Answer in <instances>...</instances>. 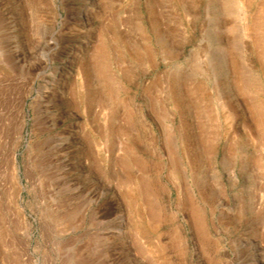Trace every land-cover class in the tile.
I'll use <instances>...</instances> for the list:
<instances>
[{
    "label": "rangeland",
    "instance_id": "rangeland-1",
    "mask_svg": "<svg viewBox=\"0 0 264 264\" xmlns=\"http://www.w3.org/2000/svg\"><path fill=\"white\" fill-rule=\"evenodd\" d=\"M240 2L99 0L85 26L0 0V264L264 251V0Z\"/></svg>",
    "mask_w": 264,
    "mask_h": 264
},
{
    "label": "bare ground",
    "instance_id": "bare-ground-1",
    "mask_svg": "<svg viewBox=\"0 0 264 264\" xmlns=\"http://www.w3.org/2000/svg\"><path fill=\"white\" fill-rule=\"evenodd\" d=\"M78 1H79L80 5L78 6L77 11H76V14L79 16L78 19H77V21H78L79 24L87 26V24H89L91 22V20L89 22V18L92 16L93 9H94L95 5L97 4V2H99V0H78ZM240 6L242 7V0L240 2ZM244 22H245L244 32L246 34L251 33L252 30H253V27H254L253 24L251 23V19L249 17L245 16ZM85 34L86 33H84V36H85ZM88 37H89V35L88 36L86 35V39L84 38L85 39L84 41H86V43L84 44V46L87 44V41L89 39ZM84 46H82V49H80V51L78 53H76V55H77V57H79V59L82 56L81 53L83 52ZM84 53H85V51H84ZM91 66H95L96 67V71H97V68L98 67L96 66V64L94 65V63H93V65H91ZM95 67H93V68L95 69ZM71 69H72V64L69 65L66 70H64L63 74L60 76V79H57V81H55L54 85L56 84V87L54 86L55 89H54L53 94L51 95L52 96V99H55L58 95H60L63 92H65V88H66L65 79L67 77L68 71H70ZM51 75L52 76L55 75V70L52 71ZM83 84H84L83 81H81L80 82V89H82ZM41 92L43 93L44 91H41ZM253 248H254V251H255L254 255L256 256V258L252 261L251 264H264V251H263V247L259 243H256L253 246Z\"/></svg>",
    "mask_w": 264,
    "mask_h": 264
}]
</instances>
